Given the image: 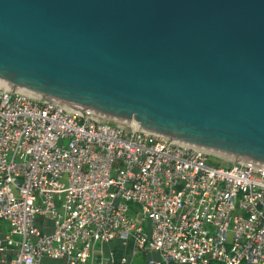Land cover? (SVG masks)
<instances>
[{"label":"water","instance_id":"water-1","mask_svg":"<svg viewBox=\"0 0 264 264\" xmlns=\"http://www.w3.org/2000/svg\"><path fill=\"white\" fill-rule=\"evenodd\" d=\"M0 90L264 169V0H0Z\"/></svg>","mask_w":264,"mask_h":264},{"label":"built area","instance_id":"built-area-1","mask_svg":"<svg viewBox=\"0 0 264 264\" xmlns=\"http://www.w3.org/2000/svg\"><path fill=\"white\" fill-rule=\"evenodd\" d=\"M168 141L0 90V264H264V169Z\"/></svg>","mask_w":264,"mask_h":264},{"label":"rangeland","instance_id":"rangeland-1","mask_svg":"<svg viewBox=\"0 0 264 264\" xmlns=\"http://www.w3.org/2000/svg\"><path fill=\"white\" fill-rule=\"evenodd\" d=\"M213 161L215 162H229L228 160H225V159H218V158H212ZM129 208L130 209H134L136 208L135 205H132V204H129ZM142 223H141V226L143 229H145V231H149V222L147 220H142ZM34 224L35 226L43 233H51L52 232V223L49 221V220H41V219H35L34 221ZM41 226H43V229L41 228ZM1 229H2V234H5L7 231H8V225L5 223V222H1ZM115 246H117V243L115 244L114 242H111L109 244H105L102 248L103 250V254L104 255H107V252L110 250V249H113ZM143 257V254H138L137 256H135V258L129 262H127L126 264H143V262H140L142 261L141 258ZM41 264H61L60 261H57V262H54V261H51V260H48V259H43ZM211 264H215V263H211Z\"/></svg>","mask_w":264,"mask_h":264},{"label":"trees","instance_id":"trees-1","mask_svg":"<svg viewBox=\"0 0 264 264\" xmlns=\"http://www.w3.org/2000/svg\"><path fill=\"white\" fill-rule=\"evenodd\" d=\"M112 250L114 253L113 264H119V259L127 254L128 246L120 247L117 245Z\"/></svg>","mask_w":264,"mask_h":264},{"label":"crops","instance_id":"crops-1","mask_svg":"<svg viewBox=\"0 0 264 264\" xmlns=\"http://www.w3.org/2000/svg\"><path fill=\"white\" fill-rule=\"evenodd\" d=\"M112 250V249H111ZM113 251V250H112ZM113 256H114V253H113ZM155 256H154V254L153 253H148V254H146V255H143V257L141 258V260L142 261H140V262H143V264H145V261L147 260V259H149V258H154ZM108 264H113V262L112 263H108Z\"/></svg>","mask_w":264,"mask_h":264}]
</instances>
